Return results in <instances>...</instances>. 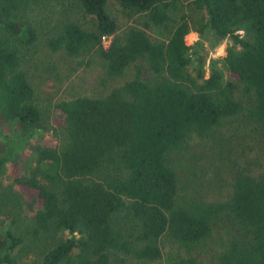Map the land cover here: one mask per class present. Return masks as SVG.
Segmentation results:
<instances>
[{
	"label": "trees",
	"instance_id": "1",
	"mask_svg": "<svg viewBox=\"0 0 264 264\" xmlns=\"http://www.w3.org/2000/svg\"><path fill=\"white\" fill-rule=\"evenodd\" d=\"M49 1L0 0V264H138L164 241L173 264H264V0H117L122 33L108 0H64L90 25L62 17L46 47L125 79L57 102L44 139L23 60ZM194 138L200 169L173 156Z\"/></svg>",
	"mask_w": 264,
	"mask_h": 264
},
{
	"label": "rangeland",
	"instance_id": "2",
	"mask_svg": "<svg viewBox=\"0 0 264 264\" xmlns=\"http://www.w3.org/2000/svg\"><path fill=\"white\" fill-rule=\"evenodd\" d=\"M106 9L112 17L115 18L118 25V32L122 33L127 27L136 23V17L128 10L124 9L117 0H108ZM72 17L84 26L90 25L91 17L80 13L69 7L67 1L50 0L45 6L35 8L29 15L32 24L37 31V40L31 47L25 50L23 66L27 71L29 80L34 88L35 102L41 112L40 132L44 139L52 136V128L55 126L53 120L60 118L61 114L56 107L57 102L62 99L71 98L78 95H97L106 92L114 85L122 82L124 77H116L103 80V71L101 69V60L96 56H91L87 61L79 64V58L67 55L64 51H51L44 44L47 32L62 17ZM148 32L153 36L160 37L158 28L151 27ZM197 34L190 32L187 40L194 42L197 40ZM111 39L107 37V42ZM227 40H224L219 46L211 49L206 43L208 57H219L223 52L216 53L220 47L225 49ZM199 138L189 140L182 150L174 154L175 162L181 160L183 155L192 156L196 152L198 157L204 151L206 145L199 143ZM204 146V147H203ZM203 159H196V168H202L205 164L206 152L203 153ZM183 161V160H181ZM5 184L10 183L8 175L3 177ZM25 211H31L30 206L25 207ZM138 264H173L171 247L168 242L162 244L161 257L153 261H142Z\"/></svg>",
	"mask_w": 264,
	"mask_h": 264
},
{
	"label": "built area",
	"instance_id": "3",
	"mask_svg": "<svg viewBox=\"0 0 264 264\" xmlns=\"http://www.w3.org/2000/svg\"><path fill=\"white\" fill-rule=\"evenodd\" d=\"M192 33H195V32H193V31H191ZM107 37H110V36H104L103 37V44H104V46H107L108 45V43L110 42V40L107 42ZM224 51V48L223 47H220V51H219V49L218 50H216V53H218V52H223Z\"/></svg>",
	"mask_w": 264,
	"mask_h": 264
}]
</instances>
